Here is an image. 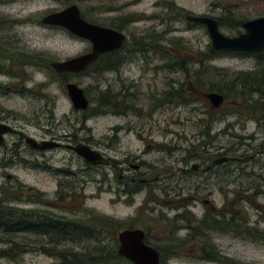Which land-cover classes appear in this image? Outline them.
Segmentation results:
<instances>
[{
	"label": "rangeland",
	"instance_id": "374dc122",
	"mask_svg": "<svg viewBox=\"0 0 264 264\" xmlns=\"http://www.w3.org/2000/svg\"><path fill=\"white\" fill-rule=\"evenodd\" d=\"M65 1L0 0V37L28 57H24L28 62L21 75L24 82L0 76V121L36 141L53 138L62 144L85 145L104 155L108 164L88 166L65 149L47 152L43 158L34 156L28 149L20 153L27 161L38 157L57 171L73 174L71 178L59 174L52 178L43 173V168L37 171L25 167L9 155L10 148L18 142L16 135H9L5 138L7 148L0 149V201L25 213H45L68 221H87L89 215L113 220L120 226L116 240L110 234L104 240L115 249L117 234L124 228L142 230L149 235L151 244L162 249L164 264H212L205 261L198 244L180 249L188 231L184 228L185 222L173 221L175 216L189 212V221L204 217L218 220L224 216L232 220L229 231H208L205 242L221 257L235 263L264 264V181L258 178L264 177L260 166L264 160L260 155V129L253 120L247 123L237 115L253 117V112L248 115L247 110L236 108L239 101L232 98L225 102L217 122L209 124L202 97L209 91L196 82L199 78L202 83L218 87L232 83L239 74L264 73V57L235 53L220 56L203 65L210 76L206 82L196 63L197 55L210 47L207 32L204 27L191 25L184 16L177 15L182 11L214 19L222 24L223 36L234 38L238 35L232 30L235 26L231 20L236 23L263 17L264 0ZM72 5L78 7L87 23L111 29L120 22L125 23L122 32L127 38L124 47L127 65L120 72L94 73L97 68H93L84 76L67 79L66 84L77 85L87 96L89 110L82 113L73 110L64 90L66 84L54 77L47 66L86 54L90 45L61 29L41 25L47 15ZM238 31L242 33L241 27ZM131 45L142 48L135 46L134 49ZM34 57L44 61L42 67L32 61ZM168 64L182 65L185 72L164 69ZM21 86L26 93L17 96V89L13 87ZM121 91L130 96L132 110L121 106L120 115L116 109L106 108L99 113L104 97L114 104L115 96ZM226 91L221 89L225 94ZM177 92L185 93V100L172 98ZM227 125L233 128L226 130ZM221 131L226 133L214 141V136ZM253 134L257 140L249 141ZM211 145L232 149L239 160L244 158L241 163L229 166L234 171L232 184L228 189L217 185L196 193L183 189L189 186L179 177L184 169L182 159L188 155L181 149L190 154L199 148L210 150ZM5 153L9 156L5 157ZM251 157L254 159L250 160ZM132 166L140 167L139 171ZM6 175L15 179L8 181ZM131 179L144 182L138 185L131 183ZM20 183L41 196L35 191L20 195ZM66 184L71 187L67 188ZM127 189L135 193L129 196ZM192 196L198 199L195 206L187 202ZM204 201L210 205H204ZM178 226L181 230L173 233ZM247 227L253 236L247 234ZM15 243L19 245L17 248L0 243V251L12 249L15 257L0 260V264H62L48 253L51 251L41 238L27 241L22 236V239L15 238ZM86 246L65 244L61 249L79 253L87 250Z\"/></svg>",
	"mask_w": 264,
	"mask_h": 264
},
{
	"label": "trees",
	"instance_id": "16d2710c",
	"mask_svg": "<svg viewBox=\"0 0 264 264\" xmlns=\"http://www.w3.org/2000/svg\"><path fill=\"white\" fill-rule=\"evenodd\" d=\"M66 0L65 2H67ZM66 4V3H64ZM178 16H184V18L189 15L182 11H178ZM82 16V15H81ZM83 18V16H82ZM216 21V20H215ZM245 22L242 20L240 22H234L231 20L233 24L236 34L239 35L240 32L238 29L241 24ZM10 23V22H9ZM219 28L222 27L217 21ZM124 24L120 22L113 30L122 32L124 28ZM111 29V27H110ZM125 46V45H124ZM132 48H142L139 45H131ZM226 54L217 53L208 47V49L197 55V63L202 69V77L204 80L210 79L208 76V71L203 68L205 63H208L220 56ZM238 56H255V57H264V53L254 55V54H236ZM25 57V56H24ZM28 58V57H25ZM199 58V59H198ZM37 64H40L42 67L43 60L37 59L36 57L31 58ZM26 63L27 64V60ZM124 62H127L126 56L120 54L118 51L105 54L99 57L98 61L92 65L89 69H87L84 73L79 75H68V74H56L51 67L47 66V70L51 72L54 77L56 76L58 79L63 81L65 84L67 83V79L70 76H84L89 73L93 68H97L94 73H107L114 72L118 73L120 68L123 66ZM164 69H169L171 72L182 71L184 68L182 65L175 66V64H168L163 66ZM202 89H206L207 93H215L222 95L226 100L232 98L234 100L239 101V104L245 106L248 104H262L264 103V73L257 72L256 74H239L233 80L232 83H225V86H215V84H207L198 81ZM196 85V83H195ZM222 88H226V94L221 92ZM184 94L182 92L175 93V96L172 98H176L179 101L185 100ZM103 97V96H102ZM129 97L125 94L116 95L115 103H110L106 97L100 102V112H103V108L115 110L118 115L121 113L118 111L119 107H123L124 110L131 111V105L129 104ZM256 97L258 100H254ZM89 109H87L88 111ZM86 112V111H85ZM210 124V122L208 121ZM135 193V190H126V194L131 196ZM166 198V197H165ZM5 202L0 201V243L4 245H11V248H17L15 243V238L24 236L25 240L31 241L35 237L41 238L46 241L45 247L49 248L55 258L60 260L62 264H130L126 260L122 259L117 255V248L112 245L110 246L108 243H105L104 238L108 237V235H112L113 241L116 240V232L119 230L120 226L113 220H105L99 219L95 216L89 215L87 221H68L63 217H56L54 215L46 216L45 213L41 215L38 212H24L14 208H10L7 205H4ZM189 212H184L181 215H177L174 217L173 221L175 222H185L184 228L188 231V236L185 239H182V245L180 249H183L186 245H199L200 251L205 255V261L208 263L214 264H238L231 260L225 259L219 255V253L214 249L213 246L210 245L209 242H205L206 232L208 231H216L226 233L229 231L232 220H227L226 217L220 216L219 219L206 218L197 221H189L188 216ZM236 228L237 225H234ZM181 226L176 227L173 233L180 231ZM124 230H132V227L124 228ZM248 235H252L250 233L249 228L246 229ZM118 235V234H117ZM253 236V235H252ZM260 237V236H259ZM258 237V238H259ZM202 240L201 243H198V240ZM176 240V239H174ZM37 244V242H35ZM83 243L87 244V250L76 253L71 249H61L65 244H78ZM116 243V242H115ZM145 243L152 248H154L160 255L161 264H164V253L162 249L158 248L155 244L150 243L149 235L145 234ZM118 244V243H117ZM173 249H176L175 247ZM14 255L12 254V249L2 250L0 251V260H12Z\"/></svg>",
	"mask_w": 264,
	"mask_h": 264
},
{
	"label": "water",
	"instance_id": "95a60500",
	"mask_svg": "<svg viewBox=\"0 0 264 264\" xmlns=\"http://www.w3.org/2000/svg\"><path fill=\"white\" fill-rule=\"evenodd\" d=\"M185 21L205 28L213 51L222 54H262L264 53V16L241 24L242 33L234 38L221 34L217 21L207 17L187 15ZM44 27L64 30L71 36L81 39L90 45V51L81 56L67 59L63 62L51 63L50 67L56 74L79 75L94 65L99 57L119 51L127 38L123 32L87 23L77 6L72 5L61 11L47 15L41 20ZM64 90L76 112H85L89 108L84 92L75 84L68 83ZM205 99L214 107L223 104V98L218 94H207ZM264 114V108H263ZM13 134V130L0 124V146L5 136ZM26 143L34 150L41 152L58 149L56 142L36 143L28 138ZM77 157L91 167H99L105 163L103 156L84 145L67 146ZM225 162V159L219 161ZM208 204V203H206ZM117 255L130 264H161L159 253L145 243V233L142 230H123L117 235Z\"/></svg>",
	"mask_w": 264,
	"mask_h": 264
},
{
	"label": "flooded vegetation",
	"instance_id": "af4514ba",
	"mask_svg": "<svg viewBox=\"0 0 264 264\" xmlns=\"http://www.w3.org/2000/svg\"><path fill=\"white\" fill-rule=\"evenodd\" d=\"M189 24H191V23H189ZM191 25H194V24H191ZM196 26H199V25H196ZM2 39L3 38L0 37V40H1L0 41V76H4V77H8V78H14V79H18L21 82H24L23 78L21 77V75H23V73H24L23 71L25 68L24 56H23L24 53L18 51V49H14L11 45H9V46H11V47H9L7 45V43L5 42V38H4V40H2ZM124 47L125 46L123 45V47L118 52L120 54H123V56H126L125 55L126 50L124 49ZM124 65H127V62H124L123 66L120 68V70L124 67ZM120 70H119V72H120ZM13 89L14 90L17 89L15 91L17 96H20V95L24 96L26 93L24 86L13 87ZM9 91H10V89L7 87L6 88L7 94L9 93ZM123 94H125V91L124 92L121 91V94H119V95H123ZM207 94H214V93H206V94H203L202 97L205 101L206 109L208 110V111H206V114L210 118L209 119L210 124L212 122L216 123L217 122V116L223 110V107L226 105L225 102L227 100L225 97H222L223 98V104L219 107H214L212 104H210L205 99V95H207ZM1 95L4 96V94H1ZM218 95H220V94H218ZM235 107L247 110L246 113H248V115H249V113L253 112L252 113L253 117L245 116L242 113H237V115L242 117L243 120L245 118V122H247V123H248V121L250 122L251 120H253L258 125L257 127L260 129L258 136L262 140V144L260 145V147H261L260 155L263 156V158H264V114H263L264 103L257 104V105L248 104L245 106L237 103V105ZM215 118H216V120L214 121ZM221 120L222 119H220L219 121H221ZM0 124H3V125L10 127V125H8L4 122H1V121H0ZM10 128L13 130V134H9V135H16L18 138V142L16 143V145H14L13 147L10 148L8 153H9V155H12L13 157H16L18 160H20L23 166H25V167L28 166L31 169H36L37 171H40V169L43 168V173H47V174L51 175L52 178H55L56 174L64 175L66 177L68 176L70 178L73 176V174H71L69 172L57 171V170L53 169L52 166H50V163L47 164L46 160L44 162V161L38 159V157H35L32 161L31 160L27 161L26 159H24L21 156L20 153H22L24 149H28L31 151V153H33L34 156H41L43 158L47 152L49 153V152L53 151V150H50V151L41 152V151L32 149L26 143V140L28 138L34 140L38 144L43 143V142H56V143L61 145L58 149H65L67 152H70L72 154H73V152H71L70 150H67L66 147L67 146L75 147L77 145H82V144H71V143L62 144V143L54 140L53 138L50 139V141H47V140L36 141L35 139H33L31 137L24 136L23 134L16 131L12 127H10ZM229 128L232 129L233 126L227 125L226 130H228ZM225 133H226V131H221L219 133V135H215L214 141H216V139L219 136H224ZM9 135H7V136H9ZM7 136L4 137L3 142L0 146V149L7 148L6 147V141H5V138ZM231 136H232V134H231ZM206 137L208 140H210L209 136H206ZM257 138L258 137H256L255 134H253V135L249 136L248 140L249 141H254V140L256 141ZM212 139L213 138H211V140ZM205 145H206V143H205ZM193 148L194 147L191 146V149H193ZM54 150H57V149H54ZM181 152L183 154L185 153L186 155H188V157L186 156V158L182 159V164L184 165V169L180 171V177L179 178H180L181 182H183L189 186V187H186V186H184L185 185L184 184L183 185L184 187H182V188L193 190L195 193L199 192V190H201V189H207L208 187H213V186H217V185L218 186L219 185L225 186L228 189V187L232 184V179H233V175H234V173H233L234 171L232 172V170H229V166L244 159V158H241L239 160L238 156H236L238 154L233 152L232 149H228L225 147H217L214 145L210 146V150L206 149L203 151L202 148H199V151H193L189 154V152L187 150L181 149ZM8 153H5V157L9 156V155H7ZM73 155H75V154H73ZM102 156L105 159V163H103V165H102V166H104V165L108 164V161L104 157V155H102ZM223 159H225V162L220 163L219 161H221ZM253 159H254L253 157L250 158V160H253ZM8 162H11V161H8ZM191 163H193V164L191 165ZM240 163H241V161H240ZM189 165H191V166L188 167ZM260 166L264 172V160L260 162ZM139 168L140 167H138V166H132L133 170L139 171ZM239 168H240V170H242L241 166ZM221 171H226V173L223 174V173H221ZM81 174L83 175V172ZM6 178L8 181L15 179L14 177L9 176V175H6ZM76 178H77V176L75 175L74 179H76ZM258 178H262L264 181L263 176H258ZM130 182L131 183H137L138 185H140L144 181L138 180L136 182L134 179H131ZM66 186H67V188L71 187V184H66ZM72 186H73V184H72ZM18 187L20 188L19 190L21 191L20 195H24V193L32 192V191L37 192V194H39V195L41 194L38 191L33 190L32 188H29V187L22 185L21 183H20V185H18ZM61 187L63 188L62 183H61ZM196 201H198V199L195 196H192L188 199L187 202H188L189 206L190 205L195 206ZM206 203H208V204H206ZM204 205L209 206L210 203L207 201H204Z\"/></svg>",
	"mask_w": 264,
	"mask_h": 264
},
{
	"label": "bare ground",
	"instance_id": "6f19581e",
	"mask_svg": "<svg viewBox=\"0 0 264 264\" xmlns=\"http://www.w3.org/2000/svg\"><path fill=\"white\" fill-rule=\"evenodd\" d=\"M114 29V28H113ZM216 93V92H215ZM87 97V96H86Z\"/></svg>",
	"mask_w": 264,
	"mask_h": 264
}]
</instances>
